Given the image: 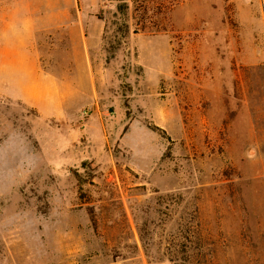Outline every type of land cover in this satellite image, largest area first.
<instances>
[{
	"label": "rangeland",
	"instance_id": "rangeland-1",
	"mask_svg": "<svg viewBox=\"0 0 264 264\" xmlns=\"http://www.w3.org/2000/svg\"><path fill=\"white\" fill-rule=\"evenodd\" d=\"M264 264V0H0V264Z\"/></svg>",
	"mask_w": 264,
	"mask_h": 264
},
{
	"label": "crops",
	"instance_id": "crops-1",
	"mask_svg": "<svg viewBox=\"0 0 264 264\" xmlns=\"http://www.w3.org/2000/svg\"><path fill=\"white\" fill-rule=\"evenodd\" d=\"M153 264H164V263H153Z\"/></svg>",
	"mask_w": 264,
	"mask_h": 264
}]
</instances>
